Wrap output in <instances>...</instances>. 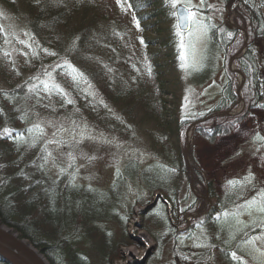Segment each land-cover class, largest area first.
Listing matches in <instances>:
<instances>
[{
	"label": "trees",
	"instance_id": "trees-1",
	"mask_svg": "<svg viewBox=\"0 0 264 264\" xmlns=\"http://www.w3.org/2000/svg\"><path fill=\"white\" fill-rule=\"evenodd\" d=\"M222 1L226 9L235 2ZM0 2L24 14L30 33L25 62L0 47V75L9 85L0 89V222L41 249L51 264H114L122 246L137 244L128 225L135 205L146 206L159 194L142 213V227L156 246L141 264H161L168 244L176 264H247V242L257 234L264 236V188L247 172L228 179L220 191L192 153L194 186L213 200L206 212L199 208L202 201L192 191L182 146L188 121L170 108L175 83L168 75L178 52L170 0ZM235 9V23L249 33L247 47L236 60L246 76L244 92L251 90L246 104L249 109L264 107V46L260 49L254 41L264 36V0H241ZM207 27L210 64L198 69L203 75L195 78L198 81L216 72L219 55L229 58L238 51V30L223 23ZM37 71L53 75L77 95L89 116L100 115L113 129L122 125L112 116L113 108L132 117L141 111L142 118L151 121L149 135L159 159L144 167L130 161L116 171L108 188L77 180L72 165L53 172L48 137L34 120L40 111L54 106L70 112L72 105L56 92L46 94L41 83L30 88L24 73ZM223 76L220 99L194 119L196 131L212 142L231 133L245 117L241 113L204 120L212 112L232 108L237 100V74L226 66ZM127 177L142 182L134 200L118 188ZM258 196L263 199L255 200ZM189 198L190 206L183 209ZM193 211L201 214L182 230L184 216ZM0 261L5 260L0 256Z\"/></svg>",
	"mask_w": 264,
	"mask_h": 264
},
{
	"label": "rangeland",
	"instance_id": "rangeland-1",
	"mask_svg": "<svg viewBox=\"0 0 264 264\" xmlns=\"http://www.w3.org/2000/svg\"><path fill=\"white\" fill-rule=\"evenodd\" d=\"M183 2L191 8L195 16L191 17L192 26L189 31L180 32L176 26L178 52L175 54L173 71H170L168 75L175 83L174 90L171 92L172 97L169 95V98L174 100V104L172 103L170 108L179 117L188 121V125L183 130L182 146L186 149L187 141H190L188 158L192 168L191 181L194 191L202 201L199 208H205V212L209 209L211 201L206 194L194 186L193 163L190 154L193 153L195 156L198 168L205 174L206 179L213 180L220 191L226 188L225 183L228 179L247 172H251V179L254 184L258 183L264 188V107L257 106L249 109L245 96L250 94L251 90L244 92L245 87L243 85L239 91V96H237L238 103L237 105L234 103L233 107L230 108L229 115L244 113L245 117L235 123L231 133L224 136L220 135L212 142L196 131V124L193 123L195 117L209 111L220 99L223 92L222 84L225 81L223 74L226 66L230 69L228 54L219 55L216 72L210 74L208 80H200L201 82L195 80V78L201 79L203 77L198 69H206L210 64L207 50L209 43V28L207 26L208 24L212 26L224 24L228 9L222 0H183ZM237 16V10H232L228 22L233 25L236 24L235 18ZM26 21L24 14L17 9L13 12L0 2V47L6 50L12 59L17 60L19 58L22 62H25L27 58L26 53L30 43V33ZM170 22L172 24L175 22L176 25L174 15ZM236 32H238L235 40L238 43L236 49L239 50L244 41V34L239 30ZM231 38H234L233 35ZM223 39L226 38L223 37ZM263 40V35L254 40L260 49V46H264ZM233 67L239 68L236 60ZM37 73H24V79L29 81L30 88L41 83L40 85L46 94L56 92L62 96L63 101L67 102V106L72 105L70 112L62 111L54 106L48 111H40L39 116H36L34 120L42 126L44 134L48 137L53 172H57L61 167L72 165L77 180L101 188H108L115 178L116 171L126 167L130 161H138L140 166L144 167L159 159L153 139L149 135V131L152 129L151 121H145L141 111H135L133 113L135 115L132 117L123 114L119 107L113 108L112 116L119 118L122 124L120 129H113L110 125L103 124L100 115L96 114L95 118L89 116V112L80 106L77 95L70 93L53 75H42L38 71ZM239 75L237 74L236 77V93L238 92V83L243 79ZM8 87L6 79L0 75V89H7ZM96 104L93 102L92 105ZM140 186H142L140 180L127 177L118 188L122 194L128 192L130 200H134ZM142 195L147 196L146 192H143ZM262 199V196L255 198V200ZM190 202L191 199H187L182 208H188ZM144 208L143 205H135L128 220L130 231L137 244L122 246L121 256L114 264H141L155 248V239L141 224ZM190 213L193 215L190 216ZM197 213L199 215V212L193 211L184 216L187 224L181 228L182 230L189 225V218L197 215ZM114 225L117 234L119 228L116 224ZM247 243L248 246H246L245 251L248 255H244L247 264H264V236L257 234ZM128 255L133 258L132 261ZM172 256L173 250L171 244H168L164 248L159 263L176 264ZM0 264L4 263L0 262Z\"/></svg>",
	"mask_w": 264,
	"mask_h": 264
},
{
	"label": "water",
	"instance_id": "water-1",
	"mask_svg": "<svg viewBox=\"0 0 264 264\" xmlns=\"http://www.w3.org/2000/svg\"><path fill=\"white\" fill-rule=\"evenodd\" d=\"M239 1L240 0H236L235 3L229 8V10L227 11V13L225 15V24L230 26V27H233V28H236L238 26H232L228 22V18H229L230 12L233 10L235 5ZM185 5L187 7H189L187 4H185ZM175 17H176V22H177L178 28L181 31H187L190 29L191 17L188 16V13L184 11V8L181 7L180 4H178L177 7L175 8ZM247 40H248V34L246 33V38H245L244 46L242 47V49L246 46ZM242 49L240 51H242ZM237 56H238V53H236L231 58L230 67L233 71L238 72L244 78V75L240 69L233 68V61ZM244 80H245V78H244ZM241 87H242V82L239 84L238 93H239ZM229 112L230 111L215 112L213 114H210L208 117H212L215 115H221V114L229 113ZM189 144H190V141L188 140L187 141V148L185 149V155H186L188 164L190 165L189 158H188ZM190 169L192 170L191 167H190ZM154 202H155V200L151 204H149L147 207H145L144 211L146 210V208H148L149 206L154 204ZM189 215L191 216L193 214L190 213ZM0 256L3 257L4 260L9 262L10 264H51L41 249L37 248L27 238L20 236L17 231L13 230L11 227L6 226L5 224H3L1 222H0Z\"/></svg>",
	"mask_w": 264,
	"mask_h": 264
},
{
	"label": "snow or ice",
	"instance_id": "snow-or-ice-1",
	"mask_svg": "<svg viewBox=\"0 0 264 264\" xmlns=\"http://www.w3.org/2000/svg\"><path fill=\"white\" fill-rule=\"evenodd\" d=\"M117 2L119 3L120 0H117ZM171 4H172V7L173 8H176L178 4H180L181 7L184 8V11L188 13V16L189 17H193L195 16V13L193 11L190 10L189 7H187L184 3H183V0H170ZM54 54V53H53ZM183 66V65H182ZM79 75H83L82 73H79ZM69 103H71V101H69ZM231 183V182H230ZM264 210V209H262ZM233 257L235 258L236 257V254L233 253Z\"/></svg>",
	"mask_w": 264,
	"mask_h": 264
},
{
	"label": "bare ground",
	"instance_id": "bare-ground-1",
	"mask_svg": "<svg viewBox=\"0 0 264 264\" xmlns=\"http://www.w3.org/2000/svg\"><path fill=\"white\" fill-rule=\"evenodd\" d=\"M156 197L159 198V194L156 195V196L153 198V201H154V200H155V201L157 200ZM155 198H156V199H155ZM207 198H208V197H207ZM208 199L212 202V199H211V198H208ZM153 201H152V202H153ZM152 202H151V203H152ZM152 205H153V204H152ZM130 246H131V245H130ZM128 258H129L131 261L133 260V258H132L130 255H128Z\"/></svg>",
	"mask_w": 264,
	"mask_h": 264
}]
</instances>
